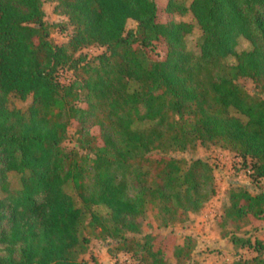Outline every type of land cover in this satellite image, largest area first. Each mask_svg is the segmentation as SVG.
Returning a JSON list of instances; mask_svg holds the SVG:
<instances>
[{"label":"trees","instance_id":"1","mask_svg":"<svg viewBox=\"0 0 264 264\" xmlns=\"http://www.w3.org/2000/svg\"><path fill=\"white\" fill-rule=\"evenodd\" d=\"M44 1L0 0V264H87L68 183L84 205L108 209L109 222L93 214L90 225L118 251L168 264L155 238L126 234L139 231L146 212L165 225L185 222L216 188L209 163L165 153L219 145L250 161L254 180L264 179V98L236 83L249 79L264 93V0H165L162 9L154 0H52L71 27L63 44L48 38ZM161 10L191 14L201 31L198 55L186 49L192 24L161 21ZM129 20L135 32L126 31ZM240 37L251 50L235 52ZM157 45L165 54L155 60L148 52ZM90 46L104 50L87 59L80 52ZM68 71L73 80L62 82ZM12 93L31 96L25 114L8 108ZM69 125L82 153L62 148ZM9 172L20 175L19 189L9 188ZM263 214L260 195L230 193L236 228ZM240 241L257 255L231 264H264L261 241ZM190 252L179 247L177 260Z\"/></svg>","mask_w":264,"mask_h":264},{"label":"rangeland","instance_id":"2","mask_svg":"<svg viewBox=\"0 0 264 264\" xmlns=\"http://www.w3.org/2000/svg\"><path fill=\"white\" fill-rule=\"evenodd\" d=\"M160 9L163 8L165 0H154ZM191 0H184L188 6ZM55 2L45 0L43 3L44 21L49 26V40L56 44L65 43L71 34V27L64 16L58 15L55 11ZM159 20H173L176 22H187L193 28L187 35L186 49L194 55L199 54V39L201 31L193 20L191 14L186 12L167 14L162 10ZM137 24L129 20L126 24V31H136ZM251 45L243 38H238L235 45V52L251 50ZM100 46H90L84 48L80 53L87 59H91L103 52ZM165 48L157 45L156 52H148L152 59H162ZM226 62L229 65L235 64V57L228 56ZM72 79V71L61 74V81ZM236 83L250 96L264 98V93L260 92L254 84L246 78H237ZM136 89V83H129V91ZM32 101L31 96L21 99L17 94L8 96L7 106L10 109L20 110L26 113ZM229 115L238 117L245 122L246 118L236 112L229 110ZM150 123H137L133 129L148 127ZM78 135L75 128L69 125L67 128L62 148L65 151L79 150ZM81 153L83 151L79 150ZM154 156H161L154 152ZM166 158L183 159L190 163L193 160H203L212 166L215 178L216 194L208 200L203 208L196 214H190L183 223L167 224L163 221H155L148 212L139 219V231L137 233L128 232L126 235L138 242H144L148 236L155 238L158 246L164 253L168 264H231L238 259H250L257 255L255 251L244 246L240 240L261 241L264 247V214L259 218H251V222L244 227L236 228L231 218L227 215L230 206V193L238 190H245L251 195H260L264 204V179L254 180L251 177V163H243L241 158L235 153L219 145H201L196 142L185 151L170 150L163 155ZM9 188L17 190L20 188V175L15 172L7 174ZM65 191L71 196L74 205L81 211L79 225V238L83 243L84 250L80 252L79 258L87 264H142L138 257L131 253L118 251L116 241L106 237H101L98 228L90 225V218L93 214L99 216L104 222H109V211L105 206L84 205L76 195L71 183L65 185ZM3 196L0 193V198ZM88 240L85 242L84 240ZM239 239V241L237 240ZM188 245L191 248L189 257L184 263L177 260L178 248ZM260 255L264 258V248Z\"/></svg>","mask_w":264,"mask_h":264}]
</instances>
